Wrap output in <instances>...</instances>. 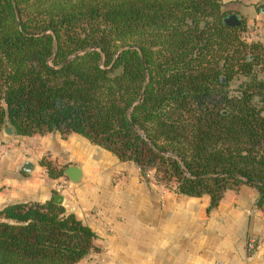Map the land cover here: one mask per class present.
<instances>
[{
	"label": "trees",
	"instance_id": "obj_1",
	"mask_svg": "<svg viewBox=\"0 0 264 264\" xmlns=\"http://www.w3.org/2000/svg\"><path fill=\"white\" fill-rule=\"evenodd\" d=\"M229 13L221 0H0V131L74 132L208 195V210L241 184L264 207V45ZM94 237L51 197L0 209V264H76Z\"/></svg>",
	"mask_w": 264,
	"mask_h": 264
},
{
	"label": "crops",
	"instance_id": "obj_2",
	"mask_svg": "<svg viewBox=\"0 0 264 264\" xmlns=\"http://www.w3.org/2000/svg\"><path fill=\"white\" fill-rule=\"evenodd\" d=\"M221 8L244 20L247 40L264 37V0H221ZM42 158L58 167L77 165L79 182L48 177ZM25 162L28 172L20 171ZM56 193L64 211L95 234L93 248L76 264H264V207L257 205L253 187L224 191L208 210V195L146 184L131 162L80 134L0 131V209ZM250 238L254 247L247 251Z\"/></svg>",
	"mask_w": 264,
	"mask_h": 264
},
{
	"label": "water",
	"instance_id": "obj_3",
	"mask_svg": "<svg viewBox=\"0 0 264 264\" xmlns=\"http://www.w3.org/2000/svg\"><path fill=\"white\" fill-rule=\"evenodd\" d=\"M239 21L240 17L236 13H229L222 18V22L228 26H237ZM1 132L4 136H10L13 133V129L8 126H4L1 128ZM30 169L31 165L28 162L23 163L20 167V171L22 172H28ZM62 175L67 179V181L75 184L79 182L81 178V169L77 165L71 164L63 168ZM52 202L59 205L61 203V196L57 193L54 194L52 196Z\"/></svg>",
	"mask_w": 264,
	"mask_h": 264
},
{
	"label": "rangeland",
	"instance_id": "obj_4",
	"mask_svg": "<svg viewBox=\"0 0 264 264\" xmlns=\"http://www.w3.org/2000/svg\"><path fill=\"white\" fill-rule=\"evenodd\" d=\"M246 32V28H245V30L241 33V36H242V38L244 39V40H246V41H257V42H260L261 44H263L264 45V37L262 36H260V39H255V40H247L246 38H247V34L245 33ZM250 37V36H249ZM256 76H257V78H264V66H263V68H262V70L261 69H257V71H256ZM246 78L244 77V76H237V77H235L231 82H230V84H229V89H230V91L231 92H233L234 90H235V88H237V85L241 82V81H243V80H245ZM141 177V180L142 181H145V183L146 184H148V183H154V181H155V179H154V177L152 176V172L151 171H148V172H146L145 174H143L142 176H140ZM156 182V181H155Z\"/></svg>",
	"mask_w": 264,
	"mask_h": 264
},
{
	"label": "built area",
	"instance_id": "obj_5",
	"mask_svg": "<svg viewBox=\"0 0 264 264\" xmlns=\"http://www.w3.org/2000/svg\"><path fill=\"white\" fill-rule=\"evenodd\" d=\"M253 242L254 241L251 238L247 240L246 245H245L247 251H250L253 249L254 247Z\"/></svg>",
	"mask_w": 264,
	"mask_h": 264
}]
</instances>
